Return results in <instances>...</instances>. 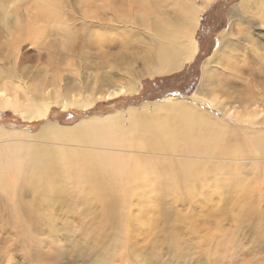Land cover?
I'll list each match as a JSON object with an SVG mask.
<instances>
[{
    "label": "rangeland",
    "instance_id": "1",
    "mask_svg": "<svg viewBox=\"0 0 264 264\" xmlns=\"http://www.w3.org/2000/svg\"><path fill=\"white\" fill-rule=\"evenodd\" d=\"M45 1L0 0V92L20 101L27 96L24 92L27 89L49 98L58 92L65 95L68 92L74 99L92 96L93 100L83 109L50 102L46 115L31 120L11 109L0 110V130H18L30 135L8 138L3 134L0 145H29L33 156L42 150L49 154L58 149L76 150V142L34 136L49 122L70 126L116 111L122 127L126 128L129 108L138 112V117L150 115L156 117L155 122L171 124L164 109L144 107V103H161L179 94L186 97L193 94L221 31L227 33L223 40L227 45L220 62H211V70L215 79L227 81L208 97L217 98L232 114L233 122L224 128L222 140H229L233 150V137L238 135L242 139L254 130L253 124L264 119V103L260 100L264 99V71L257 72L259 63L252 60L264 56V0H110L124 8L118 11L102 0H87L83 6L80 0H61V8L49 24L63 22L61 27L86 37H95L97 33L107 44L82 42L68 52L61 42L57 43L53 49L64 53L59 59L49 55L55 62L49 60L48 53L52 50L42 43L48 44V39L55 43L59 31L57 35L50 31L35 34L22 26L27 23L35 27L33 13ZM182 3L188 10H201L194 34L195 57L168 74H147L156 60L159 37H169V41L175 42L173 48L180 46ZM97 6L103 10H97V16L89 14ZM141 14L151 20L149 24ZM108 32L112 35L125 32L131 39L120 40ZM134 74H139L135 78L139 84L135 92L112 100L96 98L107 88L128 86L130 75ZM107 77L111 80H105ZM233 81L238 85L233 87ZM245 87L254 90L255 98L249 103L237 99ZM196 104L216 122V116L205 112L202 103ZM228 113L223 119L228 118ZM251 119L253 122L247 124ZM222 122L218 120L219 126ZM203 131L206 133L208 129L203 127ZM163 136L172 142L174 131ZM86 146L79 149H96ZM129 153L149 160L152 171L136 183L127 182V186L117 184L112 188L111 183L120 181L122 175L110 173L107 189L101 184L104 179L95 161L79 174L72 168L57 169L50 174L47 188L40 194L28 191L33 183L21 178L27 190L25 196H19L24 201L29 199V211L26 216L8 213V209L6 214L1 212L4 215L0 217V264H264V173H258L257 183L253 181V173L240 168L255 159L245 157L243 161L222 156L205 159L164 151ZM198 161L209 165L202 166ZM185 163H193L190 187L197 192L190 198L178 196L173 201L172 182L174 178L182 179L179 168ZM258 163H264V159ZM211 164L219 166L213 168ZM90 167L97 174H91ZM203 170L208 173L200 182L197 179L202 178ZM5 185L7 190L0 186L1 197H6L15 187L12 180H7ZM233 185L237 194L232 190ZM113 189L116 194L112 201L106 197ZM3 204L7 202L2 198ZM22 218V226L14 223Z\"/></svg>",
    "mask_w": 264,
    "mask_h": 264
},
{
    "label": "bare ground",
    "instance_id": "2",
    "mask_svg": "<svg viewBox=\"0 0 264 264\" xmlns=\"http://www.w3.org/2000/svg\"><path fill=\"white\" fill-rule=\"evenodd\" d=\"M60 1L61 0H46L43 4L38 6L35 13H33V21L35 22L34 28L32 25H27V23L22 25L27 29L35 31V34L37 32L42 34L50 31L48 33L57 35L58 33L56 32L59 31L60 35H58V37H60L57 38L55 43H52L51 39L47 40L48 44L45 42L42 43L43 46L52 50V52L49 51L48 56H53V59L63 57L62 54L64 51L57 52L56 49H53V47H55L57 43L59 45L60 42L62 47L67 49L68 52H72L73 49L75 50L76 47H78L77 44L82 42H91L102 46L103 44H107V42L101 39L97 33H95V37H86L85 35L78 34L77 31L70 32L68 27H61L60 25L63 24V22L55 21L54 24H49V22H52L50 18H53L54 20L58 9L61 8ZM102 1L109 5L110 8L114 6L116 11L124 9L110 0ZM175 3L178 4L177 1H175ZM80 4L82 6L86 5L87 0H80ZM142 6L145 7L144 4ZM97 10L103 9L98 6L92 7L89 14L97 16V13H99H95ZM179 11L182 13V23L180 27H178L179 34H182L180 46L173 48L171 46H174L175 42L169 41V37H159L161 41L158 42L156 46L155 63L151 64L152 70L148 73L144 70L145 73L168 74L179 70L185 62H188L195 57L194 34L199 24L201 10L198 8H190V10H188L182 3ZM230 13L233 14V9L230 10ZM141 16L143 17V21L149 24L151 20L146 17L145 14H141ZM37 22H40V24H37ZM226 34L227 33L224 31L219 33L215 49L211 55L212 57L203 67L197 84V90L193 94L189 96L187 95V97L186 95L184 96L179 94L178 97L167 99L161 103H144V107L152 105L154 107L164 109L166 117H169L172 122L171 124L155 122L156 117L154 118L150 115L138 117V112L129 108L127 109V112H130L128 119L129 124L126 128L122 127L121 120L118 117V111H116L102 117H92L86 120H80L70 126H61L57 125V123L49 122L41 126L37 131V134L34 136L38 139L49 141L76 142V145H78L76 150H68L67 148L58 149L53 151V154H49L48 151L42 150L38 155L33 156L32 147L29 145H0V186L6 188L5 182L7 180H12L15 183V187L6 197L0 196V217L4 215L1 214V212L5 213L6 209H8V213L16 212L22 216H26L28 213V204L30 203L29 199L26 198L28 201H24L20 197L21 195L25 196V189L27 190L25 187L27 184L21 183V178L26 182L33 183L29 185L30 187L28 188V191L30 190L31 193L34 192L36 194H40L46 190L47 186L45 185L50 179V174L54 173L59 168H72V171L79 174L83 170H88V165L95 161L99 164V174L104 179L101 184H104L107 189H109V183H111V179L109 177L110 173H118L119 175H122V179L120 181L111 183L112 188L117 184L119 187H122L127 186V184L131 182L136 183V181H140L142 177H146L148 172L152 171V167L150 166L151 162L149 160L146 161L142 158L132 157V154L129 153H133L137 150L144 152L164 151L167 153L198 156L205 159L222 156L233 159L240 158L244 161L245 157L252 158L255 159L252 160V163L243 164L240 168L253 173V181L259 183L257 179L258 173H264V163H258L261 159H264V119H261L257 124H253L255 127L254 130L242 136V139H240L238 135L234 136L232 150L229 145L230 141L222 140V133L228 128V123L231 124L233 122L232 114L231 112L228 113L229 110H227L224 107V104H222V102L217 98L208 97L213 90L221 88L227 81L223 78L220 80L215 79L213 74L214 72L211 70V62L216 60V62L219 63L221 60L222 53L227 45L223 44ZM108 35L111 37L118 36L120 40H126L125 37H127L128 40L131 39V37L128 34H125V32L113 35L108 32ZM104 36H106L105 33ZM22 39L23 38L19 37L20 41H22ZM38 39L40 40V38ZM149 39V44L151 48H153V42L150 37ZM228 39L229 37L227 40ZM260 48V46L257 47L258 50ZM50 56L49 60L55 62V60H53ZM252 60L259 63L257 72L260 70L264 71V56L255 59L253 58ZM22 70L25 72V69ZM144 72L142 75H144ZM138 75L139 74H134L130 75L132 77L129 76L130 82L128 86L120 85L117 87L115 86L112 89L107 88L102 95H97L96 98L112 100L121 94L135 92L137 85H139L138 82L135 81V78ZM106 79H108V81L111 80L109 77L105 78V80ZM237 85L238 83L233 81V87ZM24 92L27 96L23 101H20L17 97L12 99L11 97L6 96V94L0 92V110L11 109L20 114L24 119L31 120L38 118L41 115H46L50 102L58 103L61 107L75 106L83 109L89 105L91 100H93L92 96H89L90 98L74 99L68 92L66 93L68 95H65L63 92H58L52 96V98L32 94L30 89H27ZM254 98V90H249L247 87L242 89L237 95V99L239 101H247L248 103ZM260 100L264 103V99ZM195 102L198 104L202 103L204 105L205 112L216 116V122L214 123L211 118L204 115L205 113L200 111L199 106H197ZM175 109H178V111H173ZM227 113L229 114L228 118L223 119ZM252 116L253 119L256 118L255 114ZM218 120H223L221 126H219ZM252 122L253 120L251 119L250 122H247V124H251ZM203 127H206L208 132L205 133L203 131ZM224 128L226 129L224 130ZM170 131H174V138L172 142H169L163 136V133L168 134ZM3 134L8 138L30 136L27 132L22 133L18 130L12 132L0 130V136H3ZM86 145L96 149H79L82 146L85 147ZM114 150H118L119 153H112ZM198 162L202 166L205 164L209 165L206 161ZM192 164L193 163H185L184 166L179 168L182 175V179L180 181H177L175 178L173 179L172 183L174 185L171 188L173 201H177L178 196L190 198L196 195L197 190L190 187L192 180L191 176L193 175ZM211 165L213 168H217L219 166L218 164ZM208 170L201 171L200 173L202 178H198L197 180L200 182L205 180ZM89 171L91 174H97L93 173V167H90ZM4 172L7 173L3 174ZM89 176L93 177L92 175ZM44 177L45 179L41 184L32 186L40 182ZM233 179L237 180L235 178ZM228 181L230 182V179H228ZM226 186L229 187L230 185L228 184ZM232 190L237 194L236 186L233 185ZM232 190H228L227 193H231ZM115 192V189H113V191L109 193L106 198L113 201L116 194ZM50 194L54 195L55 193L51 192ZM2 198L8 205H2ZM109 204L107 205L108 209L110 206ZM14 223L22 226L24 218L20 221L16 219ZM20 233H23L22 229H20Z\"/></svg>",
    "mask_w": 264,
    "mask_h": 264
}]
</instances>
